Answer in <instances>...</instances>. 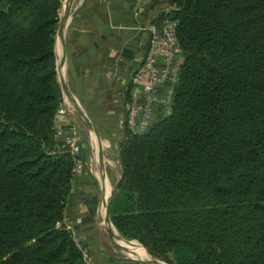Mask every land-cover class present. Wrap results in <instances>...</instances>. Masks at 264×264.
<instances>
[{
    "label": "trees",
    "instance_id": "obj_1",
    "mask_svg": "<svg viewBox=\"0 0 264 264\" xmlns=\"http://www.w3.org/2000/svg\"><path fill=\"white\" fill-rule=\"evenodd\" d=\"M62 4L0 0V264H82L54 137ZM160 20L184 57L168 113L125 130L110 222L164 264H264V0H167Z\"/></svg>",
    "mask_w": 264,
    "mask_h": 264
},
{
    "label": "crops",
    "instance_id": "obj_2",
    "mask_svg": "<svg viewBox=\"0 0 264 264\" xmlns=\"http://www.w3.org/2000/svg\"><path fill=\"white\" fill-rule=\"evenodd\" d=\"M63 4V47L57 44L54 53L62 60L59 74L68 94L62 95V120L79 127L78 109L95 131L87 128L81 138L83 166L72 174L63 222L74 227L96 264H150L143 249L117 239L115 228L104 222V210L121 181L123 96L127 92L130 103L140 99L131 78L144 61L149 27L161 28L166 22L160 18L167 0H63ZM178 55L183 59L182 53ZM167 88H160L161 99L167 98ZM163 113L156 105L153 122Z\"/></svg>",
    "mask_w": 264,
    "mask_h": 264
},
{
    "label": "built area",
    "instance_id": "obj_3",
    "mask_svg": "<svg viewBox=\"0 0 264 264\" xmlns=\"http://www.w3.org/2000/svg\"><path fill=\"white\" fill-rule=\"evenodd\" d=\"M175 24L166 21L161 28L149 27V42L142 65L133 73L132 86L138 91L139 101L124 106L125 126L133 134L141 135L153 122V109L159 105L168 113L172 91L178 80V71L183 59L174 35ZM168 86L166 97H159L160 88ZM64 110L61 108L55 116L54 137L59 149L68 152L75 161L73 173L82 168L80 161L83 151L80 129L76 124L63 122ZM69 231L72 242L81 255L82 264H96L92 261L87 246L71 224L63 222Z\"/></svg>",
    "mask_w": 264,
    "mask_h": 264
},
{
    "label": "water",
    "instance_id": "obj_4",
    "mask_svg": "<svg viewBox=\"0 0 264 264\" xmlns=\"http://www.w3.org/2000/svg\"><path fill=\"white\" fill-rule=\"evenodd\" d=\"M64 6H65V4H62V7H61V10H60V13H59L60 20H59V26H58V29H57V32H56V36H55V38H56V43H55L54 53H55V49L57 48V44L60 43V44L62 45V42H63V38H62L61 33H62V30H63V23H64V17H63V15H62V13H63V11H64ZM62 47H63V45H62ZM54 58H56V65H57V79H58V81H59V85H60V88H61V92H62V95H63L64 97L67 98L68 94H67L66 88H65V85H64L63 79H61V76H60V74H59L60 68H61V66H62V60H61V61H58V58L56 57L55 54H54ZM76 111H77V113L79 114V116L81 117V119L84 120V122H85V124H86L88 130H89L91 133H94V132H95V131H94V126H93L91 120L88 119L87 116H85V115L82 113V111H80V110H78V109H76ZM109 203H110L109 199H106L105 210H104V222H106V224L112 228L113 226H112V223L110 222V219H109ZM112 229H113V228H112ZM110 234H111V233L109 232V235H110ZM115 235H116L117 239H118L120 242H122V244L125 245V246H126V245H127V246L136 245V246L142 248V247L139 245L138 242H134V241L129 242V241H127V240L125 241V240L122 239V237H120V235H118L117 233H116ZM142 249H143V248H142ZM143 250H144V249H143ZM144 252H145V254H146V257L148 258V261H147V262H149L150 264H164V263H162V262H159V261H157V260L151 258V257L149 256V254H148L145 250H144Z\"/></svg>",
    "mask_w": 264,
    "mask_h": 264
},
{
    "label": "rangeland",
    "instance_id": "obj_5",
    "mask_svg": "<svg viewBox=\"0 0 264 264\" xmlns=\"http://www.w3.org/2000/svg\"><path fill=\"white\" fill-rule=\"evenodd\" d=\"M80 119V118H79ZM81 120V119H80ZM81 123H79V127H80V134H81V138L83 139L84 135L87 133V126L84 122V120L80 121ZM126 241V240H125ZM128 241V240H127ZM132 242V241H129Z\"/></svg>",
    "mask_w": 264,
    "mask_h": 264
},
{
    "label": "bare ground",
    "instance_id": "obj_6",
    "mask_svg": "<svg viewBox=\"0 0 264 264\" xmlns=\"http://www.w3.org/2000/svg\"><path fill=\"white\" fill-rule=\"evenodd\" d=\"M142 249V248H141ZM137 250V249H136Z\"/></svg>",
    "mask_w": 264,
    "mask_h": 264
}]
</instances>
